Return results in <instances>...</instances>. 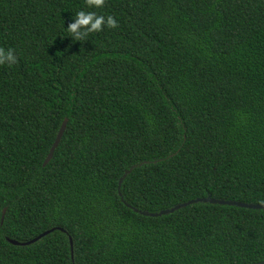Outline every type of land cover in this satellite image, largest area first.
I'll list each match as a JSON object with an SVG mask.
<instances>
[{
  "label": "trees",
  "instance_id": "obj_1",
  "mask_svg": "<svg viewBox=\"0 0 264 264\" xmlns=\"http://www.w3.org/2000/svg\"><path fill=\"white\" fill-rule=\"evenodd\" d=\"M0 48V264L264 260V209L126 204L264 203V0H0Z\"/></svg>",
  "mask_w": 264,
  "mask_h": 264
},
{
  "label": "clouds",
  "instance_id": "obj_2",
  "mask_svg": "<svg viewBox=\"0 0 264 264\" xmlns=\"http://www.w3.org/2000/svg\"><path fill=\"white\" fill-rule=\"evenodd\" d=\"M104 4L105 0H86V8H101ZM117 25L118 21L112 15L81 9L74 13V17L63 28L72 40L82 41L90 33L100 32L104 27L116 28ZM16 62L17 56L12 49L0 48V64L12 65Z\"/></svg>",
  "mask_w": 264,
  "mask_h": 264
},
{
  "label": "water",
  "instance_id": "obj_3",
  "mask_svg": "<svg viewBox=\"0 0 264 264\" xmlns=\"http://www.w3.org/2000/svg\"><path fill=\"white\" fill-rule=\"evenodd\" d=\"M66 123H67V118H64L58 131L57 134L55 136L54 142L51 145L49 152L44 160L43 164H46L53 156V152L55 150V148L58 146L61 137L64 133V130L66 128ZM141 164V163H140ZM131 171V168H128L124 171L123 175L119 178L118 180V188L120 187V184L122 182V180L124 179V177ZM197 202H210V203H216V204H227V205H236V206H240V207H247V208H255V209H264V203H255V202H244V201H240V200H231V199H224V198H215L212 196H202V197H197V198H192L189 199L187 201H183L177 204H174L173 206L169 207V208H165V209H161L158 212H150V211H140L137 208L131 206L129 203H126L128 206H130L131 208H133L136 211H139L140 213L144 214V215H151V216H157V215H161V214H166V213H170L173 212L181 207H184L186 205L192 204V203H197ZM5 212V208L2 211V217L1 219H3V215ZM54 229H60L61 231H65L62 227H52L49 229H46L44 231H42L41 233H39L38 235L34 236L33 238L26 240V241H19L16 240L14 238H7L11 243L16 244V245H26V244H30L32 242H35L36 240L40 239L41 237H43L44 235L48 234L49 232H51ZM69 242H70V246H71V256L73 259V242H72V238L71 236H69ZM74 264V263H73ZM251 264H264V260L258 261V262H254Z\"/></svg>",
  "mask_w": 264,
  "mask_h": 264
}]
</instances>
